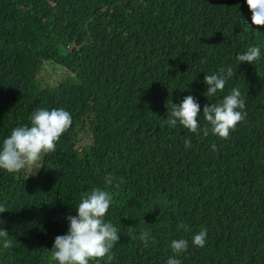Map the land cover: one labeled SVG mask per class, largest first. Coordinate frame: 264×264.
Listing matches in <instances>:
<instances>
[{
	"label": "trees",
	"instance_id": "1",
	"mask_svg": "<svg viewBox=\"0 0 264 264\" xmlns=\"http://www.w3.org/2000/svg\"><path fill=\"white\" fill-rule=\"evenodd\" d=\"M249 46L261 58L239 65ZM226 66L208 99L205 74ZM233 87L246 116L228 138L205 136L202 113L195 133L166 125L171 103L192 95L202 112ZM39 108L72 124L33 175L0 171V264H55L93 187L112 193L120 237L99 264H166L181 238L182 264H264V26L245 0H0V141Z\"/></svg>",
	"mask_w": 264,
	"mask_h": 264
},
{
	"label": "clouds",
	"instance_id": "2",
	"mask_svg": "<svg viewBox=\"0 0 264 264\" xmlns=\"http://www.w3.org/2000/svg\"><path fill=\"white\" fill-rule=\"evenodd\" d=\"M245 3L251 12V24L264 26V0H245ZM260 58L259 46H249L236 57L239 65H253ZM233 74L231 66L221 67L211 75L205 74L203 82L207 90L203 94L209 99L223 93ZM245 106L238 87H233L218 102L205 105L202 112L198 101L188 95L178 104L171 103L165 123L169 128L179 126L195 133L200 129L198 117L202 113L207 122V127L202 130L204 135L210 132L218 138L226 139L245 118ZM29 121V124L12 129L11 134L0 141V171L9 174L20 172L33 167L45 155L54 152L62 134L72 124V114L64 108H39L33 111ZM185 147H191L189 140H185ZM107 183H111L110 178ZM112 201V193L99 187H93L81 196L79 203L74 206L76 214L65 217L68 222L67 232L54 239L50 259L55 264H92L93 261L99 264L105 257L111 260V250L120 239L117 228L111 220L106 219ZM180 230H188L183 222L177 224V231ZM207 235V229L202 228L192 235L191 244L203 248ZM144 239L147 242V237ZM169 247L174 255L168 257L166 264H182L179 257L187 251L189 241L173 239Z\"/></svg>",
	"mask_w": 264,
	"mask_h": 264
},
{
	"label": "rangeland",
	"instance_id": "3",
	"mask_svg": "<svg viewBox=\"0 0 264 264\" xmlns=\"http://www.w3.org/2000/svg\"><path fill=\"white\" fill-rule=\"evenodd\" d=\"M47 71V74L49 75V78H50V70H46ZM45 70L42 71L41 73V77L44 78L45 80V74H44ZM54 84V81L52 79L49 80V84ZM83 137H85V133H82L81 134ZM89 140V139H88ZM38 165H39V162L34 165L33 167H30V168H26V169H23V172L26 173V174H29V175H33L34 173H36V170L38 168Z\"/></svg>",
	"mask_w": 264,
	"mask_h": 264
}]
</instances>
